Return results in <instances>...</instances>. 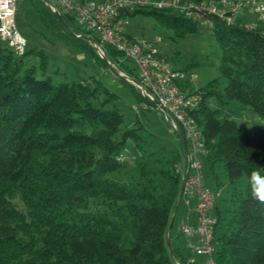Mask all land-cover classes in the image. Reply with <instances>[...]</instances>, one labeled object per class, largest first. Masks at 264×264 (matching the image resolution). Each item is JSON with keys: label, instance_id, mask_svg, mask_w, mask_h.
<instances>
[{"label": "trees", "instance_id": "obj_1", "mask_svg": "<svg viewBox=\"0 0 264 264\" xmlns=\"http://www.w3.org/2000/svg\"><path fill=\"white\" fill-rule=\"evenodd\" d=\"M31 2L57 38L86 51L87 41L99 42L90 29H85L90 36L80 33L72 15L61 14L63 24L44 0ZM138 12L178 37L201 26L178 10L152 4L125 15ZM210 20L206 27L220 47V76L195 90L202 100L192 117L203 135L205 158L221 162L234 187V207L223 228H218L219 211L214 213L213 259L215 264H264V204L252 198L248 183L251 171L264 167V21L247 25L217 15ZM104 51L116 67L109 58L119 52L110 45ZM33 54L40 56L44 73L48 55L42 49L26 48L18 55L0 45V264H189L180 248L166 245L184 174L178 169L179 155L186 160L182 139L176 144L181 154L178 148L168 158L161 152L155 164H141L136 178L118 180L113 174L126 165L118 155L126 154L129 138L142 137L111 106L117 93L94 76L58 83L37 77L25 60ZM124 62L123 71L136 77L131 63ZM99 93L108 99L94 100ZM134 93L141 102L144 97ZM212 98L250 106L263 124L255 132L242 130L223 108L210 106ZM241 177L246 183L237 191ZM14 197H21L27 211L5 200ZM34 230L41 234L39 245L18 240L20 233Z\"/></svg>", "mask_w": 264, "mask_h": 264}, {"label": "rangeland", "instance_id": "obj_2", "mask_svg": "<svg viewBox=\"0 0 264 264\" xmlns=\"http://www.w3.org/2000/svg\"><path fill=\"white\" fill-rule=\"evenodd\" d=\"M259 1L264 2V0ZM17 5L14 14L15 24L17 30L26 39V48L42 49L48 55L47 68L44 73L39 67L40 56L33 54L26 57L27 64L34 65L36 68V76L47 75L55 83L69 82L80 78H89L90 76L96 77L111 91L117 93V97L112 100L111 106L117 107L124 114L123 123H126L128 127H135L137 129L136 132L142 138L144 137L143 139L134 140L129 138L127 140L125 148L127 150L126 165L119 172H115L113 176L118 180L129 181L138 176L141 164L148 163V167L155 164L156 162H152V160L157 157V154L161 157V152H163L165 153L164 156L168 158L174 153L172 150L175 148H178V152L181 154L180 147L176 146L179 136L176 130L172 129L168 115L164 111L157 109L155 105L146 99L143 98L141 102L136 99L134 91L138 93L137 89L122 76H127V73L121 68V66L123 67L126 64L124 61L119 57L114 60L110 57L109 59L116 63V67H112L108 63L107 65L99 63L98 58L101 60L102 57L98 55L90 41H87V44L90 45H88L90 50L86 51L79 44H71L61 40L44 27L41 17L31 0H19ZM233 15V19L244 24L256 23L258 19L254 12L248 11L246 8L237 9ZM124 18L127 20L126 29L131 33L132 37L146 42L150 48L156 50L158 55L166 58L175 68L183 71L186 79L189 80L195 89L203 87L208 81L220 76L218 70L220 47L217 45L210 29L206 26L201 25L197 31L178 37L174 35L171 29L157 23L150 14L138 12L135 15H125ZM75 26L78 27L80 33L90 36L88 30L86 31L76 24ZM0 45L10 47L1 38ZM92 52L98 58L94 55L92 56ZM105 98L107 96L104 93H99L94 100L102 101ZM210 106L212 108H223L224 113L233 118L240 128L247 132H255L263 124V119L250 106L243 103L240 104L234 99L221 103L217 99L212 98ZM186 147L188 150L187 157L190 155L193 160L196 158L200 162L199 170L202 184L206 188L217 192L215 203L207 208V214L214 215L217 209L221 218L218 228H223L226 225V219L230 211L234 207L232 200L234 187L227 183L221 162L211 164L205 158L201 149L197 148L194 151L189 137H186ZM154 151L157 152L149 154ZM179 157L178 169L180 172H184L186 160L182 154ZM161 182L165 190L166 184L164 181ZM235 183V189L239 191L246 182L244 177H241ZM186 195L190 197V203L186 205L192 209L190 210V216H198V213L192 208L196 197L184 192L180 197L182 202L174 216V227L182 221L180 219L183 218V210H185L183 207L184 197ZM5 200L10 201L20 212L27 211V207L21 197L6 198ZM181 224H185V222ZM19 236L18 240L21 243L32 244V246L40 244L41 234L38 231L34 230L26 234L20 233ZM194 257L196 260L195 264H200L203 256L194 255Z\"/></svg>", "mask_w": 264, "mask_h": 264}, {"label": "built area", "instance_id": "obj_3", "mask_svg": "<svg viewBox=\"0 0 264 264\" xmlns=\"http://www.w3.org/2000/svg\"><path fill=\"white\" fill-rule=\"evenodd\" d=\"M18 1L0 0V38L20 55L25 52L27 42L15 24L14 14ZM44 4L53 13L72 15L76 25L92 30L99 39V42L93 41L92 44L98 55L105 56L104 45H110L119 52L122 61L130 62L136 77L125 75L126 81L157 109L168 115L172 129H181L190 138L194 151L197 148L203 151V135L192 117V112L198 107L202 96L195 91L183 71L158 55L146 42L130 35L126 29L125 11L152 4L157 8L178 10L186 18L208 26L211 24L212 15L230 19V15L237 9L246 8L254 12L258 20L264 21V2L259 0H44ZM117 158L125 159L126 154L120 153ZM189 160V174L185 179L183 192L196 197L195 210L198 216L197 224L185 223L179 226L189 251L186 260L193 264L194 255H202L200 264H215L213 232L217 221L214 215L207 214V208L214 205L217 192L202 184L199 160H193L190 155ZM176 264L182 263L176 260Z\"/></svg>", "mask_w": 264, "mask_h": 264}, {"label": "crops", "instance_id": "obj_4", "mask_svg": "<svg viewBox=\"0 0 264 264\" xmlns=\"http://www.w3.org/2000/svg\"><path fill=\"white\" fill-rule=\"evenodd\" d=\"M92 1L98 2V1H102V0H92ZM233 17H234V15H231L232 19H233ZM234 20H236V19H234ZM250 24H255V23H251L250 22L247 25H250ZM187 155H188V151H186V147H185V158H186V160H187ZM184 198H185V202H184V206L183 207H184L185 210H183L184 211L183 212V218L180 219V220H182L181 223L185 222V223H190V224H197V218H196L197 215H196V217L195 216L191 217L190 216V210H192V209H190L189 206H186V205H188L190 203V200H189L190 197H188V195H186ZM181 202H182V199L180 200V202H179V204L177 206V209L179 208ZM195 204H196V198L194 199V203L192 204V208H193V210L195 212H197L195 210ZM177 209H176V213H177ZM173 222H174V219H173L172 223ZM181 223H177V225L175 227H174V223H173L172 227L169 229V231L167 233V236L169 237L170 247H172L173 249L174 248H180V250L182 251L183 256L187 257L189 251H188V249L186 248V245H185L186 244V238L179 231V226H180ZM194 258H193V260H194L193 264H195V262H196V260Z\"/></svg>", "mask_w": 264, "mask_h": 264}, {"label": "water", "instance_id": "obj_5", "mask_svg": "<svg viewBox=\"0 0 264 264\" xmlns=\"http://www.w3.org/2000/svg\"><path fill=\"white\" fill-rule=\"evenodd\" d=\"M54 15L55 16H57V18L60 20V22L61 23H63V24H65L64 23V20H63V17H62V15H59L57 12H54ZM90 42L93 44V41L92 40H90ZM95 48V50L97 51V49H96V47H94ZM98 52V51H97ZM100 57H102V59L106 62V63H108L110 66H112L113 67V65L109 62V60L106 58V56H104V55H99ZM123 77H125V75H122ZM176 132H177V134L179 135V137H180V139H182V142H183V145L186 147V142H185V136L183 135V133H182V131H181V129H179V128H177L176 129ZM186 151H188L187 150V147H186ZM187 166H186V168H185V170H184V175H183V179H182V181H181V190H180V192H179V194H178V196H177V203H176V205H175V207H174V209H173V214H172V217H171V220H170V222H169V227H168V230H167V233H168V231H169V229L171 228V226H172V221H173V219H174V216H175V213H176V209H177V206H178V204H179V202H180V200H181V196H182V194H183V189H184V182H185V179H186V177L188 176V174H189V168H190V160H189V156L187 157ZM166 236H167V234H166ZM166 245H167V248L169 249L170 248V242H169V237L167 236L166 237Z\"/></svg>", "mask_w": 264, "mask_h": 264}, {"label": "clouds", "instance_id": "obj_6", "mask_svg": "<svg viewBox=\"0 0 264 264\" xmlns=\"http://www.w3.org/2000/svg\"><path fill=\"white\" fill-rule=\"evenodd\" d=\"M251 196L260 204H264V167L253 169L248 178Z\"/></svg>", "mask_w": 264, "mask_h": 264}]
</instances>
